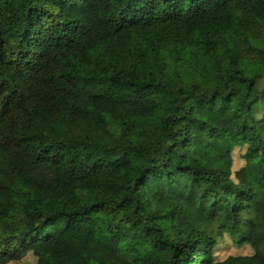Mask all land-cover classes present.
<instances>
[{
    "label": "trees",
    "instance_id": "trees-1",
    "mask_svg": "<svg viewBox=\"0 0 264 264\" xmlns=\"http://www.w3.org/2000/svg\"><path fill=\"white\" fill-rule=\"evenodd\" d=\"M263 92L264 0H0V264H263Z\"/></svg>",
    "mask_w": 264,
    "mask_h": 264
},
{
    "label": "rangeland",
    "instance_id": "rangeland-1",
    "mask_svg": "<svg viewBox=\"0 0 264 264\" xmlns=\"http://www.w3.org/2000/svg\"><path fill=\"white\" fill-rule=\"evenodd\" d=\"M264 94V92L262 93ZM234 104L242 109V105L238 99H235ZM259 106H264V95L262 96V99L260 98L258 102ZM249 176L246 174L245 175V180L248 181ZM11 219L8 218L7 216H3L0 214V240L5 237L6 232H11L12 231V226H11ZM255 230H256V235L258 238H262L264 236V211L260 215V219L255 225ZM23 262L26 264H34L35 259L28 253H24L22 256ZM260 259L262 263L264 264V250L261 251ZM10 264V263H7Z\"/></svg>",
    "mask_w": 264,
    "mask_h": 264
}]
</instances>
